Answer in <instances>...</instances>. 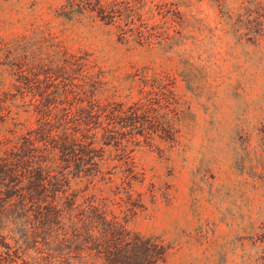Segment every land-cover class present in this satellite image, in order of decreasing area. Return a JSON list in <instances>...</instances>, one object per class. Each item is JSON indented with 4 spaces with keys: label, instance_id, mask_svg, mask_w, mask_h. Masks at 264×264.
<instances>
[{
    "label": "trees",
    "instance_id": "obj_1",
    "mask_svg": "<svg viewBox=\"0 0 264 264\" xmlns=\"http://www.w3.org/2000/svg\"><path fill=\"white\" fill-rule=\"evenodd\" d=\"M210 1L236 26L227 0ZM146 4L59 0L52 11L110 26L129 49L170 48ZM62 34L37 26L0 38V264H160L163 240L131 224L168 192L147 159L167 160L179 143L174 77L131 65L109 86L98 55Z\"/></svg>",
    "mask_w": 264,
    "mask_h": 264
},
{
    "label": "rangeland",
    "instance_id": "obj_2",
    "mask_svg": "<svg viewBox=\"0 0 264 264\" xmlns=\"http://www.w3.org/2000/svg\"><path fill=\"white\" fill-rule=\"evenodd\" d=\"M145 2L170 48L129 49L110 26L65 22L53 16L59 0H0V38L62 29L70 49L98 55L109 86L131 65L170 73L179 143L167 160L147 159L168 192L131 227L163 240L160 264H264V0H227L234 27L210 0Z\"/></svg>",
    "mask_w": 264,
    "mask_h": 264
}]
</instances>
